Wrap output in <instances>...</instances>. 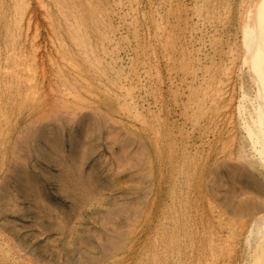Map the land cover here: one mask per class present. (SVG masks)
I'll return each mask as SVG.
<instances>
[{"label": "rangeland", "instance_id": "1", "mask_svg": "<svg viewBox=\"0 0 264 264\" xmlns=\"http://www.w3.org/2000/svg\"><path fill=\"white\" fill-rule=\"evenodd\" d=\"M90 1L82 55L53 0H0V264H241L264 170L221 73L236 0L224 30L221 0Z\"/></svg>", "mask_w": 264, "mask_h": 264}, {"label": "bare ground", "instance_id": "2", "mask_svg": "<svg viewBox=\"0 0 264 264\" xmlns=\"http://www.w3.org/2000/svg\"><path fill=\"white\" fill-rule=\"evenodd\" d=\"M48 1H50V0H48ZM216 1H219V0H216ZM222 1H224V0H221V2H220V5H221L220 8L221 9H220L219 17L216 20H211L212 19L211 16L205 15L204 18L201 19L203 22L202 24H206L207 26H209V28H213L214 30L215 29L216 30H218V29L224 30V28H226L228 26L227 22H225V20H224V16L226 17L227 14L230 12L229 7H228L229 5L226 3H224L222 5ZM36 2H37V0H36ZM52 3H53V5L52 4L51 5L54 6V9H55L57 16H58L59 21H57V22H59V25H61L65 29V31L67 32V35L69 36L71 43L74 44L73 46L77 50L76 52H79V54L81 53L82 55H85L86 50L84 48L85 46L83 45V43H84L83 40H84L85 36L87 35L86 27L88 24L92 23L93 15L97 14V12L95 11L94 7L91 4V1L90 0H82V2H81L80 0H53ZM104 5H106V4H104ZM84 6H86L85 10L83 9ZM203 7H204V5H203ZM41 9H43V8H41ZM44 10H45V8H44ZM235 11H236V25H235V31L236 32H235V34L238 38V46H237V49L235 51L230 48L226 52V57L230 61V67H228V66L225 67V70H223L221 73L224 76H226V78L228 79V80L226 79L227 81H233V87L235 88L234 103L232 104V106H234L233 117H234V121H235L237 130H238L239 134L241 135V138L243 139V141L245 143V149L242 146H240L239 148L243 152L247 153V155L251 159H253L258 164V166L261 167V169L264 170V0H236ZM216 12H218V11H216ZM53 35H54V33H53ZM56 37H57V35H56ZM155 37H156V35H155ZM61 43L62 42H58V45L60 47H63V46H61ZM235 44H237V42ZM56 46H57V44H56ZM203 50H204V48H203ZM95 54H97V53H95ZM72 56H74V55H72ZM61 59H59V60H61ZM63 59H65V58H63ZM62 61H65V60H62ZM21 67H22V65H21ZM61 67L66 69L64 66H61ZM74 68H77V67H73V69ZM21 69H23V68H21ZM6 71H2V72L7 74L8 72H6ZM24 71L28 72L29 70H27V68H26V69H24ZM90 71H91V69H90ZM14 72H16V70ZM23 75H24V73H23ZM12 78L15 81L20 80V76H17V73H14L12 75ZM82 80H84V79H82ZM215 84H216V85H214L215 86L214 87L215 92L211 93L212 96L211 95H209L208 97L204 96V98L206 97V100L209 99L208 101H209L210 106L212 104H214V102L216 101L217 98H220V96L222 95V92L224 93V91L226 92V90H227V85L223 84L222 82L217 81ZM83 90H85V89H83ZM96 91H97V89H96ZM28 92H29V90H28ZM130 92H131V90H130ZM28 94H30V92L25 93L24 96H26ZM32 96L33 95H31V97ZM174 103H175V101H174ZM193 114H194V112H193ZM226 114L227 113H225V116H226ZM127 117H129V116L127 115ZM231 121H232V119L227 121V123L231 124L232 123ZM228 129H229V127H228ZM238 160H239V158H238ZM243 244H244V250L241 249L243 251L241 264H264V226H263V228H261L259 226V221L254 222L249 226L248 236L245 240H243Z\"/></svg>", "mask_w": 264, "mask_h": 264}]
</instances>
